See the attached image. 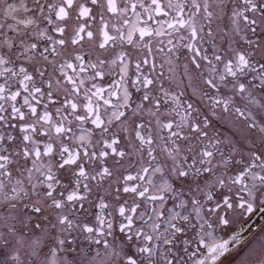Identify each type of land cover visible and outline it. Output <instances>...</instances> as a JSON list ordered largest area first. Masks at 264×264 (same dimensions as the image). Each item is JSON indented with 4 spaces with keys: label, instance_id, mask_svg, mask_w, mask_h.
<instances>
[{
    "label": "snow or ice",
    "instance_id": "snow-or-ice-1",
    "mask_svg": "<svg viewBox=\"0 0 264 264\" xmlns=\"http://www.w3.org/2000/svg\"><path fill=\"white\" fill-rule=\"evenodd\" d=\"M264 0H0V264H264Z\"/></svg>",
    "mask_w": 264,
    "mask_h": 264
},
{
    "label": "flooded vegetation",
    "instance_id": "flooded-vegetation-1",
    "mask_svg": "<svg viewBox=\"0 0 264 264\" xmlns=\"http://www.w3.org/2000/svg\"><path fill=\"white\" fill-rule=\"evenodd\" d=\"M227 233L238 232L244 241H255L264 234V208L256 210L254 214L236 215Z\"/></svg>",
    "mask_w": 264,
    "mask_h": 264
}]
</instances>
